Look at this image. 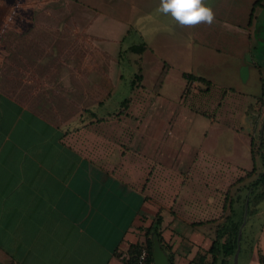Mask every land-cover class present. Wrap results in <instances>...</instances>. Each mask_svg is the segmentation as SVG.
<instances>
[{
  "label": "crops",
  "instance_id": "obj_1",
  "mask_svg": "<svg viewBox=\"0 0 264 264\" xmlns=\"http://www.w3.org/2000/svg\"><path fill=\"white\" fill-rule=\"evenodd\" d=\"M156 2L0 0V264H124L157 215L174 264L210 259L231 186L218 168L242 167L211 130L250 143L185 94V74L212 86L209 70L245 63L264 0H208L215 21L195 27L138 19Z\"/></svg>",
  "mask_w": 264,
  "mask_h": 264
},
{
  "label": "rangeland",
  "instance_id": "obj_2",
  "mask_svg": "<svg viewBox=\"0 0 264 264\" xmlns=\"http://www.w3.org/2000/svg\"><path fill=\"white\" fill-rule=\"evenodd\" d=\"M152 12L154 13H152L153 16L147 13L138 17V19L143 17L147 20L148 17H151L149 18L150 23L154 16L159 14L156 12L155 7ZM256 16V47L244 59L245 63L232 58L227 59L226 61H229V63L220 67L222 70L213 68L207 72L209 77H213L212 82L216 85L211 86L208 83L204 87L198 81L191 80L187 83L185 90L186 95L196 94L200 101L204 99V104L200 108L207 117L214 118L216 116L222 124L234 125V131L237 132H241L243 128L249 136L250 147L248 149L247 140L241 141L238 136L229 130L218 127V129L211 130L210 142H208L212 147L218 148V155L227 156L224 159L242 165V167L218 168L216 182L213 183L219 185L220 191L222 189L221 185L231 184L230 188L228 187V197L233 199V208H236L237 218L242 220L240 245L235 256L236 264H260L258 253L264 252V198L257 200L251 198L248 205L247 203L244 204V200H248L249 195L252 194L250 189L248 190V186L252 184L261 171V160L257 150L261 131H263L262 136L264 137V8L257 12ZM151 26H154V24H151ZM213 57L222 56L214 54ZM249 60L252 61L254 66L253 64L250 66L246 62ZM215 101H220L217 107L213 105ZM241 123L243 126H241ZM251 140L255 152L256 171L251 176H245L253 166L251 154L249 153ZM230 145H232L231 150ZM262 151L264 152V148ZM242 168L243 170H241ZM202 175L203 173H199L194 176L199 177ZM200 184L204 183L200 182ZM208 184H212V182ZM251 189H253V192L256 190L253 186ZM229 212L230 209L226 208L219 218H223ZM219 221L222 222V220ZM209 223L213 224L212 227L215 229L217 221ZM201 230L203 232L208 231L205 227H202ZM213 233L215 235V232ZM203 253H198L195 257V264L209 262L205 260L206 256Z\"/></svg>",
  "mask_w": 264,
  "mask_h": 264
},
{
  "label": "trees",
  "instance_id": "obj_3",
  "mask_svg": "<svg viewBox=\"0 0 264 264\" xmlns=\"http://www.w3.org/2000/svg\"><path fill=\"white\" fill-rule=\"evenodd\" d=\"M261 0H257V4L260 3ZM145 49V43H139L136 46L132 47V50L141 53ZM168 70V65L164 64L161 72L159 73L155 84H154V90L157 92L163 83L166 73ZM137 71L138 75L137 78H140V65L137 64ZM185 78L187 80H203L206 81V83H210L207 80H204V78H199L192 76L191 74H185ZM262 78V77H260ZM262 80V79H261ZM263 88V84H262ZM263 131H261V135L258 141V153L260 156L261 160V171L259 172L257 178L248 186V190L250 189V194L249 199L244 200V204L251 202V198L254 199H263L264 198V152L262 149L264 148V137L262 136ZM251 159L253 162L252 169L248 171L245 176H251L255 171H256V161H255V152L253 150V141L251 140ZM241 179V178H239ZM252 186L254 187L255 192H253ZM230 188V187H229ZM228 188V189H229ZM244 204L243 209H244ZM229 208L230 212L221 218V221H217L214 232V238L212 239V242L207 249L206 253L210 256V259L208 260L209 262H206L205 264H233L234 260V255L237 252V249L239 248L240 245V228L242 225V220L237 218V211L236 208H233V199L228 197V190L226 192L225 196V201L223 204V211ZM238 219V220H237ZM161 223H162V218L160 215H157L153 223L150 227L146 228L144 230L145 234V240L142 243H136L133 245L130 249V255L127 261L124 264L130 263L132 260H134L136 252L138 250V247L143 245L147 248L148 251V262L147 264H152V256H151V250H152V244H153V238L156 237L162 247V249L165 251V253L168 256V261L169 264H174V254L172 251L171 246L165 244L164 239L161 234ZM203 223V222H197V224ZM258 261L260 264H264V252H259L258 253Z\"/></svg>",
  "mask_w": 264,
  "mask_h": 264
},
{
  "label": "clouds",
  "instance_id": "obj_4",
  "mask_svg": "<svg viewBox=\"0 0 264 264\" xmlns=\"http://www.w3.org/2000/svg\"><path fill=\"white\" fill-rule=\"evenodd\" d=\"M156 12L169 16L181 27L212 25L215 12L208 0H159Z\"/></svg>",
  "mask_w": 264,
  "mask_h": 264
},
{
  "label": "water",
  "instance_id": "obj_5",
  "mask_svg": "<svg viewBox=\"0 0 264 264\" xmlns=\"http://www.w3.org/2000/svg\"><path fill=\"white\" fill-rule=\"evenodd\" d=\"M236 254L237 252L234 255V264H236V261H235ZM151 256L153 260L152 264H169L168 256L165 253V251L162 249L156 237L153 238Z\"/></svg>",
  "mask_w": 264,
  "mask_h": 264
},
{
  "label": "built area",
  "instance_id": "obj_6",
  "mask_svg": "<svg viewBox=\"0 0 264 264\" xmlns=\"http://www.w3.org/2000/svg\"><path fill=\"white\" fill-rule=\"evenodd\" d=\"M148 262V251L143 245L138 247L134 260L128 264H147Z\"/></svg>",
  "mask_w": 264,
  "mask_h": 264
}]
</instances>
